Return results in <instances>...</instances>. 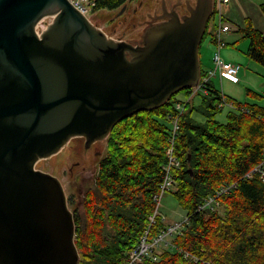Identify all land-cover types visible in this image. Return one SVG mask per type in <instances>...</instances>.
<instances>
[{"label": "water", "instance_id": "1", "mask_svg": "<svg viewBox=\"0 0 264 264\" xmlns=\"http://www.w3.org/2000/svg\"><path fill=\"white\" fill-rule=\"evenodd\" d=\"M211 11L212 0H196L134 45L108 37L69 0H0V264H78L63 185L35 163L72 137L86 147L104 139L122 118L195 86Z\"/></svg>", "mask_w": 264, "mask_h": 264}, {"label": "trees", "instance_id": "2", "mask_svg": "<svg viewBox=\"0 0 264 264\" xmlns=\"http://www.w3.org/2000/svg\"><path fill=\"white\" fill-rule=\"evenodd\" d=\"M123 1L97 0L95 9H111ZM259 7L264 17V0ZM237 31L249 39L246 54L264 65L263 32L248 17ZM201 72L207 71L201 67ZM204 87L206 93H196H202L197 105L193 98H177L180 91L191 95L192 87H186L159 107L137 111L113 126L93 179L84 184L78 201L73 194L69 197L78 264L125 263L150 224L169 146L179 162L173 194L189 222L157 260L145 258L140 264H264V183L257 173L247 176L264 161V105L239 103L211 79ZM179 101L184 103L181 111L176 109ZM226 102L231 108L220 122L216 115ZM194 112L203 120L195 119ZM175 115L179 128L171 144L167 116ZM232 183L234 187L217 196L222 211H197L208 195ZM162 226L157 217L149 234Z\"/></svg>", "mask_w": 264, "mask_h": 264}, {"label": "rangeland", "instance_id": "3", "mask_svg": "<svg viewBox=\"0 0 264 264\" xmlns=\"http://www.w3.org/2000/svg\"><path fill=\"white\" fill-rule=\"evenodd\" d=\"M136 1V0H135ZM263 0H230L229 4L234 7L235 13H223V19L225 22H229L231 29L224 35V41L226 44L220 50V55L224 61H230L241 65V69L238 74L239 81L236 83L227 82L224 80L221 84L219 79V73L211 76L212 82L215 86L221 90L224 94L231 97L235 101L244 105L251 103H260L264 105V65L260 62L251 59L247 54V48L249 45V39L243 37L242 33L237 31L238 25H243L245 18L251 16L255 24L259 26L260 30L264 34V17L261 13L259 4ZM134 2V1H133ZM196 0H190L189 4L195 5ZM117 11L109 12L107 9H101L93 15L92 20L99 28H104L109 21L111 15L113 16ZM261 16V17H259ZM142 17V16H141ZM139 18L136 21L137 25L128 22L125 26H120L122 32H126L125 38L138 37L143 34L146 23L143 21L146 18ZM262 18V22H261ZM218 21V16L216 17ZM48 19H43L37 26V30L40 32L47 26ZM141 21V22H140ZM158 22V21H155ZM151 22V23H155ZM109 36H116L112 32L106 31ZM129 42V41H128ZM216 46L211 42V36L205 35L200 44L199 56L201 60V66L203 70H210L213 68V55ZM251 89L257 93L263 95V98H257L247 92ZM202 93H198L193 97V103L198 104ZM177 98L183 101L187 100L185 94L180 91L177 93ZM231 108L229 103L223 105L222 109L217 113L216 118L220 122L226 121V112ZM194 117L198 121L203 120V116L200 112H194ZM82 145L80 143L81 138H76L68 141L57 153L51 155L48 158L40 159L35 163V168L48 172L59 178L63 188L65 190L68 206L72 211V207L69 204V197L73 194L74 201H78L81 190L84 184L95 175L100 158L105 154L106 141H97L92 144L91 149L85 150L82 137ZM97 152V153H96ZM79 161V162H77ZM174 189L168 190L160 199L159 211L164 216L165 222L170 224H176L181 222L186 216V211L178 204L174 194ZM73 212V211H72Z\"/></svg>", "mask_w": 264, "mask_h": 264}, {"label": "built area", "instance_id": "4", "mask_svg": "<svg viewBox=\"0 0 264 264\" xmlns=\"http://www.w3.org/2000/svg\"><path fill=\"white\" fill-rule=\"evenodd\" d=\"M71 4H73L80 13L87 17H92L94 14V7L96 6L97 0H69ZM228 0H216V11H215V18L209 25V32L212 35V39L214 41V44L216 46L214 55H213V70L209 71L208 74H205L202 77L201 83L195 88L200 90H205L204 84L212 74L219 73L220 77L228 78L232 81H237V73L240 69V66L236 63H231L224 61L220 55V50L222 46L224 45L223 41V35L230 30V26L224 22H222V12H221V6L222 4L226 3ZM218 16V21L216 20V17ZM195 92V91H194ZM193 92V93H194ZM176 108L178 110H182L183 106L181 103L176 104ZM172 137L170 138L171 144L173 143L174 137L176 135V132L179 128L178 125V115H175L172 119ZM166 154L168 156V162L165 165V175L163 178V181L160 183V192L156 195V207L154 209L153 214L149 217L150 224L148 228L145 230L144 234L139 239L138 243L128 251L127 257L124 264H140L145 258L150 257L152 260L157 259V253L164 247H167L171 245V237L180 232L182 227L184 226V223L187 222L188 217L185 218V220L181 223L176 224H170L164 228H160L157 230L155 235L149 234V228L152 224L156 223L155 216L159 214L158 207L160 203V199L162 194L170 189L171 187L176 185V176L174 173V168L179 167V162L177 161V158L173 154V148L172 146H169L167 148ZM257 173L264 183V161L259 163L257 166H255L248 174L247 176H251V174ZM235 186V183L224 185L220 187L215 195H209L205 198L204 202L200 203L197 207V211L204 210V209H210V210H216L219 208L220 203L217 199V196L222 193L228 192L232 187ZM164 219V217L162 218ZM185 257H190L189 252L184 253ZM195 261L197 260V257L194 258ZM207 263L206 261L203 262V264Z\"/></svg>", "mask_w": 264, "mask_h": 264}, {"label": "flooded vegetation", "instance_id": "5", "mask_svg": "<svg viewBox=\"0 0 264 264\" xmlns=\"http://www.w3.org/2000/svg\"><path fill=\"white\" fill-rule=\"evenodd\" d=\"M134 1V2H133ZM190 0H124L122 3H120L118 6L107 9L110 13L113 11H117L113 16L111 15L109 21L105 25L106 31L114 33L116 36H111L112 38L116 40L126 41L130 42L134 45L141 44L142 40V34H140L138 37H131V38H125L126 32H122L120 30V26H125L128 22H131L132 24H136V21L141 18H146L143 20L146 23V26L151 25V22L160 21L163 19L168 18V14L170 12H177L179 16H183L188 13V7H189ZM163 16V17H162ZM48 19L47 26L50 24L53 20V17L45 18ZM141 22V21H140ZM94 24V22H93ZM37 24L36 26H38ZM96 25V24H94ZM47 26L45 28H47ZM44 28V29H45ZM37 34H40V32L37 30V27L35 28ZM105 34L106 31L104 28L101 29ZM127 57H130L129 53H127ZM81 138V145L83 138L80 136L72 137L70 140ZM107 137L104 139H98L93 141L89 146H85V140L83 141L85 150H89L93 147L92 144L97 141H106ZM69 140V141H70ZM97 153V152H96ZM79 162V161H77Z\"/></svg>", "mask_w": 264, "mask_h": 264}, {"label": "crops", "instance_id": "6", "mask_svg": "<svg viewBox=\"0 0 264 264\" xmlns=\"http://www.w3.org/2000/svg\"><path fill=\"white\" fill-rule=\"evenodd\" d=\"M227 12V13H235L236 11H235V9H234V7L233 6H231L230 4H229V2L227 3V4H224L223 5V7H222V12L224 13V12ZM248 18H250L251 20H252V22H253V24H254V26L255 27H257V28H260L259 26H257L256 24H255V21H254V19L251 17V16H247ZM247 17H244V18H247ZM259 17H261V16H259ZM263 20H262V18H261V22H262ZM263 23V22H262ZM202 67V66H201ZM239 74V73H238ZM219 79H220V82H221V84H222V82L224 81V80H226L227 82H231V83H235V82H232V81H230V80H228V79H226V78H223V79H221L220 77H219ZM215 85V84H214ZM217 88V87H216Z\"/></svg>", "mask_w": 264, "mask_h": 264}]
</instances>
